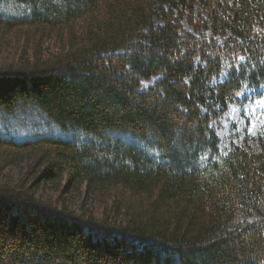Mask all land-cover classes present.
Here are the masks:
<instances>
[{
    "label": "trees",
    "instance_id": "trees-1",
    "mask_svg": "<svg viewBox=\"0 0 264 264\" xmlns=\"http://www.w3.org/2000/svg\"><path fill=\"white\" fill-rule=\"evenodd\" d=\"M263 87L264 0H0V264H264Z\"/></svg>",
    "mask_w": 264,
    "mask_h": 264
},
{
    "label": "rangeland",
    "instance_id": "rangeland-1",
    "mask_svg": "<svg viewBox=\"0 0 264 264\" xmlns=\"http://www.w3.org/2000/svg\"><path fill=\"white\" fill-rule=\"evenodd\" d=\"M155 23L159 21L155 19ZM155 80L156 77L144 80L143 86L147 87ZM245 95L248 93L246 92ZM47 123L45 115L33 106L27 107L23 112L17 110L11 116L0 113V129L29 139L38 133L40 135L46 132ZM213 126L219 138L221 150L229 149L231 144L252 149H260L261 145L264 146V87L261 96L247 101L243 106L231 105ZM52 127L51 130L56 131L55 126ZM77 201L73 203L74 210L81 202V198Z\"/></svg>",
    "mask_w": 264,
    "mask_h": 264
}]
</instances>
